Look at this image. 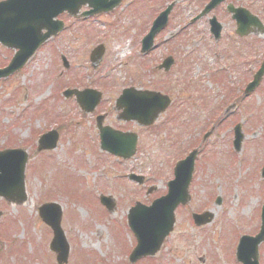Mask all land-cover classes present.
Returning a JSON list of instances; mask_svg holds the SVG:
<instances>
[{
    "label": "rangeland",
    "instance_id": "1",
    "mask_svg": "<svg viewBox=\"0 0 264 264\" xmlns=\"http://www.w3.org/2000/svg\"><path fill=\"white\" fill-rule=\"evenodd\" d=\"M166 1L124 0L119 13L118 8L117 12L85 21L63 14L61 19L67 27L56 41L39 49L20 71L0 80V144L6 140L5 147L15 143V147L26 149V171L30 169L25 174L28 200L24 209L16 206L15 210L0 200L1 243L5 245L9 239L5 247L0 246V264L4 258L5 264H56L49 249L51 231L36 217L37 202L44 200H56L62 208L61 228L70 247L66 264H126L134 243L126 225L128 206L136 200L150 202L166 191L174 160L182 157L185 149L199 145L197 135L203 125L210 124L211 116L217 115V107L223 105L220 101L228 104L237 97L238 79L226 60L231 50L235 57L236 47L229 36L235 24L225 6L231 3L245 7L264 20V0H225L193 25L188 24L189 19L208 0H176L164 32L155 37L153 50L142 57L140 40L170 0ZM213 15L224 33L218 48L209 34L208 19ZM256 38L257 66L264 51V33ZM97 45L104 47V55L98 68L92 69L88 57ZM248 45L245 39L238 41L242 50L239 59L246 55ZM217 51L219 57L215 59ZM13 52L0 47V66L8 62ZM170 54L177 58V64L168 72L157 70L155 67ZM61 55L68 62L67 69L61 64ZM244 83L242 80L240 88ZM262 84L240 106L252 121L247 128L249 143L239 153L223 139L207 145L191 185L192 204L177 210L173 234L157 256L163 257L142 259L138 264H202L199 258L204 256L207 264H239L235 260L236 247L242 236L253 237L257 233L264 196L257 191L264 158ZM122 86L169 96L171 104L158 116L155 129L147 133L135 124L124 125L116 120L112 105ZM67 87L97 89L102 93V103L93 112L82 113L73 97L63 98L61 90ZM103 112L105 124L133 126L139 131L142 147L131 160L117 163L100 152L94 116ZM45 128H57L58 143L51 151L33 152V145ZM228 129L221 127L222 135ZM129 172L143 175L144 185L127 180ZM148 186L154 191L146 195ZM103 193L114 197L115 213L107 212L101 205L99 195ZM203 205L210 213L213 211L214 218L203 230L196 231L188 223L189 213L192 209L200 211ZM185 235L187 241L183 239ZM14 241L18 242L10 249L9 244ZM258 264H264V244L258 251Z\"/></svg>",
    "mask_w": 264,
    "mask_h": 264
},
{
    "label": "water",
    "instance_id": "2",
    "mask_svg": "<svg viewBox=\"0 0 264 264\" xmlns=\"http://www.w3.org/2000/svg\"><path fill=\"white\" fill-rule=\"evenodd\" d=\"M86 1L89 2V0H71V2H66V0H10V2L12 3L9 4L8 7L19 8L18 5L21 4L20 5L21 8L25 9L24 13H28L27 15H30V13L32 12L35 13V15L31 16L33 20L35 19L34 21H30L28 23L21 22L20 24H15L12 26V28L10 27L9 30L2 29L1 24H3V22H0V42L5 46H10L19 49V51L16 53L13 59L12 67L13 68L21 67L27 61V59L30 56H32L35 49L41 43H43L46 38L54 34L60 28V25H58L57 28L54 29L53 28L55 27V25L53 26L54 23L50 22L51 27L49 28L48 32L44 35L39 34L40 33L39 31L42 29L41 25H43V23L40 22L41 20L40 18L42 17V14L45 11H55L58 13L60 11L67 10L68 13L75 15L78 8ZM90 2H91L90 6L94 7V9L91 12H95V10H101V8L104 7L106 4V0H90ZM111 3L112 4L114 3V5H116L118 3V0H113ZM214 4H210L208 7L211 8ZM166 14L167 11L161 13L159 17L153 22L151 31L145 39L144 49H147L150 46L151 38L155 35L156 32H158L164 26L166 21ZM243 15L246 16L245 13H243ZM2 17L3 16H1V19H3ZM48 20H50V18ZM245 21H247V24H249V22H251V18L247 17L245 18ZM23 28L25 32L22 33H18L15 30V29H23ZM33 29L35 33L37 32L35 34V37L33 38H31L30 36L27 37L25 33H29L30 30ZM146 43H148V45H146ZM166 64L168 65V62H166ZM124 93L127 94L126 91H124ZM143 98L150 99L146 97ZM122 99L128 101L127 96L122 97ZM164 107L165 105L162 106V103H158L156 104L155 108H153V111L156 110L155 112L156 114L159 110H162ZM89 108H91V105L89 106ZM138 111L141 113H138ZM138 111H134L133 109L132 112L134 114L136 113L142 114L143 112L146 111V104L144 102L141 104V106H139ZM151 116L152 115L148 116V119L151 118ZM104 131H109V133L111 132V130H104ZM15 152L17 151H6L5 153L0 155V160L3 158V161L1 162L6 166L5 171L3 173L2 172L0 173L1 180H7L8 182H12V183L16 181L15 166L17 160L14 159ZM193 155L194 153L190 154L185 160H182L179 163H177L175 168V178L174 180L168 183V194L166 195V197L155 201L150 208L142 209V206L137 205L134 209L130 210L128 219L130 226L137 237V242H138L137 247L135 249L134 257L155 251L161 244L163 238L170 232L173 224L174 208L178 205V203L185 204L187 202L188 196L186 191L192 170ZM8 158L11 161L14 160L12 164H7ZM24 161H25V157H24ZM18 164L22 168L21 170H23V161L22 162L18 161ZM21 186H22V180H20L18 186L17 184H15L11 186L7 191H5V188L0 184V195L8 200L19 201L20 198L22 197ZM15 197H19V198L14 199ZM108 205L109 204H107V207L110 208V206ZM53 207L54 206H49L48 208L53 209ZM44 214H45L44 209L41 208V215H43V217ZM202 218L204 217L195 216L194 219L196 224H201L206 221L203 220ZM56 221H58V217H54L53 223H55ZM54 226L58 227V223L56 222L55 224H53V229L55 231V238L52 243V249L57 252V260L60 263V262H64L66 259V250L59 252L57 251L55 243L57 240H60L57 241V243L59 242L61 243L62 236H60L59 229L55 228Z\"/></svg>",
    "mask_w": 264,
    "mask_h": 264
},
{
    "label": "flooded vegetation",
    "instance_id": "3",
    "mask_svg": "<svg viewBox=\"0 0 264 264\" xmlns=\"http://www.w3.org/2000/svg\"><path fill=\"white\" fill-rule=\"evenodd\" d=\"M246 40H249V39H246Z\"/></svg>",
    "mask_w": 264,
    "mask_h": 264
}]
</instances>
